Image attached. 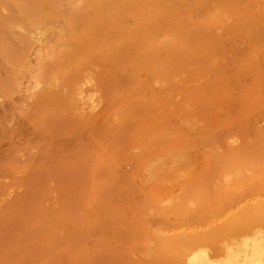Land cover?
<instances>
[{
    "label": "rangeland",
    "instance_id": "obj_1",
    "mask_svg": "<svg viewBox=\"0 0 264 264\" xmlns=\"http://www.w3.org/2000/svg\"><path fill=\"white\" fill-rule=\"evenodd\" d=\"M45 2L27 0L29 19L56 30L61 9ZM128 5L136 2L115 0L105 22ZM142 20L171 28L137 43L128 33L104 34L95 44L94 36L71 32L72 44H88L86 53L57 48L58 64L36 83L39 128L50 141L49 161L39 167L52 172L0 180L3 264H165L160 241L209 228L176 209L190 199L192 158L173 164L165 150L147 148L151 136L161 146L174 138L169 158L190 156L184 142L211 128L215 92L227 84L225 48L214 49L212 35L190 17ZM79 97L82 109L73 106ZM222 105L228 112V101ZM130 159L141 160L138 172ZM231 185L220 177L213 187Z\"/></svg>",
    "mask_w": 264,
    "mask_h": 264
},
{
    "label": "bare ground",
    "instance_id": "obj_2",
    "mask_svg": "<svg viewBox=\"0 0 264 264\" xmlns=\"http://www.w3.org/2000/svg\"><path fill=\"white\" fill-rule=\"evenodd\" d=\"M45 1V6L61 9L56 30L32 23L27 0H0V180L20 175L29 181L52 172L39 167L49 161L50 141L39 128L41 102L35 88L45 70L58 64L57 48L73 57L86 53L88 44H72V33L94 36L95 44L98 36L128 33L137 43L171 28L157 21L143 24V17H190L212 35L214 49L225 48L227 84L215 92L211 128L196 130L190 142L183 141L192 148L189 157L178 152L169 158L178 143L174 138L161 146L151 136L147 152L163 149L165 160L173 164L192 158L190 199L179 201L176 209L208 221L209 228L163 239L160 254L165 264H264V0H134L136 5L126 6L108 22L104 15L115 0ZM129 16L134 24L127 23ZM121 17L127 18L119 25ZM80 100L75 108H83ZM129 161L138 172L141 160ZM220 177L232 185L213 187ZM190 202L197 207L192 209Z\"/></svg>",
    "mask_w": 264,
    "mask_h": 264
}]
</instances>
